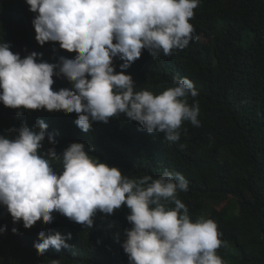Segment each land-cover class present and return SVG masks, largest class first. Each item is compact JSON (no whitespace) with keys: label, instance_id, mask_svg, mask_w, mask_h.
I'll return each instance as SVG.
<instances>
[{"label":"clouds","instance_id":"clouds-1","mask_svg":"<svg viewBox=\"0 0 264 264\" xmlns=\"http://www.w3.org/2000/svg\"><path fill=\"white\" fill-rule=\"evenodd\" d=\"M26 3L36 13L32 20L36 41L59 42L60 48L42 56L15 46L10 49L7 40L0 42V102L6 107L75 112V124L84 133L94 121L107 123L123 114L149 134L163 133L170 143L180 140L184 122L200 126L198 91L192 80L174 77L173 86L159 94L137 91L132 76L116 72L113 65L119 57L120 68L127 69L145 49L152 58L185 49L198 39L190 20L200 0ZM66 50L75 52V57L69 59ZM54 75L66 77L72 87L53 90ZM47 128L44 120L32 127L22 122L9 130L17 132L14 138L0 135V205L6 206L14 224L22 220L25 228H31L40 220L51 223L58 212L91 228L97 211L111 215L125 205L131 227L125 229L122 248L129 264H225L217 254L224 242L216 222L193 221L177 197L188 191L182 173L166 169L158 178L130 179L96 154L91 156L82 142L71 143L59 154L54 147L44 152L46 135L49 143H56ZM53 160H62L61 172L51 166ZM5 230L6 226L0 227V233ZM17 231L13 227L12 232ZM70 239L71 233L46 236L40 231L33 246L44 255L50 246L70 249Z\"/></svg>","mask_w":264,"mask_h":264},{"label":"trees","instance_id":"trees-1","mask_svg":"<svg viewBox=\"0 0 264 264\" xmlns=\"http://www.w3.org/2000/svg\"><path fill=\"white\" fill-rule=\"evenodd\" d=\"M35 15L26 0H0V42L42 56L60 48L59 42L36 41ZM190 23L198 39L183 50L156 58L142 50L127 69L120 68L119 57L113 59L114 70L130 74L137 91L159 94L173 86L174 77L193 81L201 124L184 122L178 142H168L161 132L149 134L123 114L107 123L94 121L84 133L75 124V112L18 110L2 102L0 135L14 138L17 132L10 129L44 120L56 141L49 143L46 135L44 152L54 147L59 154L82 142L91 156L96 154L130 179L178 171L188 181V191L177 197L193 221L216 222L224 242L217 254L225 264H264V0H200ZM66 52L69 59L76 55ZM53 80V90L72 87L63 75ZM188 102H193L191 97ZM51 166L63 170L62 160H53ZM129 212L125 205L111 215L97 211L91 228L54 212L51 223L40 220L25 228L22 220L14 224L0 205V227L6 226L0 233V264H53L54 259L58 264H129L122 248L125 229L131 227ZM13 227L18 231L13 233ZM40 231L46 236L71 233L67 243L72 247L57 251L50 246L38 255L33 245Z\"/></svg>","mask_w":264,"mask_h":264}]
</instances>
